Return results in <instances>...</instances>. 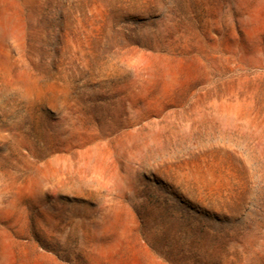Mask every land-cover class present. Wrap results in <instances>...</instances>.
Segmentation results:
<instances>
[{
	"label": "rangeland",
	"instance_id": "1",
	"mask_svg": "<svg viewBox=\"0 0 264 264\" xmlns=\"http://www.w3.org/2000/svg\"><path fill=\"white\" fill-rule=\"evenodd\" d=\"M16 8L35 95L0 85L1 264H264V0Z\"/></svg>",
	"mask_w": 264,
	"mask_h": 264
},
{
	"label": "bare ground",
	"instance_id": "2",
	"mask_svg": "<svg viewBox=\"0 0 264 264\" xmlns=\"http://www.w3.org/2000/svg\"><path fill=\"white\" fill-rule=\"evenodd\" d=\"M18 0H0V85L3 87L17 85L32 97L35 95L31 84L30 57L32 54L31 36L35 34L32 26H24L16 3ZM166 85L171 82V74L166 72ZM13 201V200H12ZM12 201L3 214L9 212ZM114 216V215H113ZM0 252L3 256L0 264L6 261L9 244L6 236H0ZM114 250L93 247L91 252L97 257H108Z\"/></svg>",
	"mask_w": 264,
	"mask_h": 264
}]
</instances>
